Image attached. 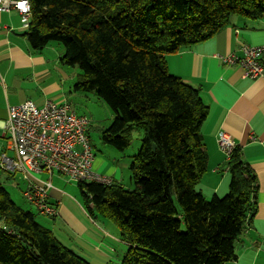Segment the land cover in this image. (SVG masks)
<instances>
[{
  "label": "trees",
  "instance_id": "trees-1",
  "mask_svg": "<svg viewBox=\"0 0 264 264\" xmlns=\"http://www.w3.org/2000/svg\"><path fill=\"white\" fill-rule=\"evenodd\" d=\"M30 2L23 35L32 47L63 44L62 62L81 69L75 90L96 91L114 110L103 142L125 151L136 125L144 127L130 166L133 189L117 180L78 182L89 214L116 225L129 245L121 264L235 259L236 240L257 209V175L235 145L229 191L208 199L198 189L208 166L209 108L199 88L169 71L167 55L215 36L234 15L264 18V0ZM15 175L0 171V264H93L14 201L4 181Z\"/></svg>",
  "mask_w": 264,
  "mask_h": 264
},
{
  "label": "crops",
  "instance_id": "crops-1",
  "mask_svg": "<svg viewBox=\"0 0 264 264\" xmlns=\"http://www.w3.org/2000/svg\"><path fill=\"white\" fill-rule=\"evenodd\" d=\"M21 25L17 10L0 12V129L5 138L4 149V126L10 106L26 100L39 105L46 99L71 102L78 92L74 85L81 73L76 66L62 62L65 50L60 46L50 43L34 49ZM243 45H264V18L232 16L231 22L215 36L168 54L167 63L172 74L201 90L209 108L202 126L208 166L198 189L206 197L223 196L229 191V154L219 143L223 133L241 146L244 158L257 175V209L236 240V258L225 264H264V74L257 78L244 76L239 63H227L222 58L231 53L242 55ZM79 114L90 118V135L93 120L86 113ZM92 168L123 183V170L105 156H96L94 152ZM15 176L4 181V185ZM32 176L38 182L50 178H39L35 172ZM61 177L64 176L55 173L51 179L49 199L58 212L55 216L41 214L46 218V226L91 263L121 264L129 245L121 238L119 229L104 218L91 216L83 197L65 187Z\"/></svg>",
  "mask_w": 264,
  "mask_h": 264
},
{
  "label": "built area",
  "instance_id": "built-area-1",
  "mask_svg": "<svg viewBox=\"0 0 264 264\" xmlns=\"http://www.w3.org/2000/svg\"><path fill=\"white\" fill-rule=\"evenodd\" d=\"M17 10L21 27H30V0H0V12ZM242 55L222 56L227 63H239L244 76L264 74V45H243ZM90 118L79 114L68 102L46 99L39 105L26 100L10 106L4 126L6 148L0 152V171L19 173L28 182L23 191L27 201L41 214L55 216L57 207L49 199L52 176L57 173L68 181L112 184L114 179L93 170L94 151L89 135ZM220 146L230 154L235 143L227 134L219 137ZM32 172H47L49 180L38 182Z\"/></svg>",
  "mask_w": 264,
  "mask_h": 264
},
{
  "label": "rangeland",
  "instance_id": "rangeland-1",
  "mask_svg": "<svg viewBox=\"0 0 264 264\" xmlns=\"http://www.w3.org/2000/svg\"><path fill=\"white\" fill-rule=\"evenodd\" d=\"M235 16L236 15H234L233 17ZM54 44L56 46H60V48L65 50L63 44L58 42H54ZM76 68L78 70H81L78 65L76 66ZM70 103L75 107L78 113H86L93 120V126L90 128V135L91 143L96 156H105L115 165H118L120 167L119 169H122L124 173V180L122 184L127 188L133 189L134 184L131 180L130 169L131 159L132 155H135L142 145L144 127L136 125L133 131V140L130 147L125 151H121L112 147L111 145L105 144L103 142V139L101 138L102 130L110 126L115 113L114 110L103 99L99 97L96 91H78L75 93ZM2 132L3 130L0 129V152L2 151V149H4L5 146V138L3 137ZM37 176L39 178H49L47 172L43 174H37ZM15 177L16 179L9 180L5 184L12 198L18 205L22 206L25 209L32 210L34 213H36L38 221L46 226V218L41 215V213L38 211V208L34 204L29 203L23 196V189H25L26 187V181L19 175H16ZM61 178H63V180L60 179V181L63 185H65V187L74 189L79 194L80 198L83 197L78 185V181L67 182L64 177ZM54 180V183H56V177L54 178ZM208 197V199L212 198L211 196Z\"/></svg>",
  "mask_w": 264,
  "mask_h": 264
},
{
  "label": "water",
  "instance_id": "water-1",
  "mask_svg": "<svg viewBox=\"0 0 264 264\" xmlns=\"http://www.w3.org/2000/svg\"><path fill=\"white\" fill-rule=\"evenodd\" d=\"M154 150H156V146H154ZM0 219H1V213H0Z\"/></svg>",
  "mask_w": 264,
  "mask_h": 264
}]
</instances>
